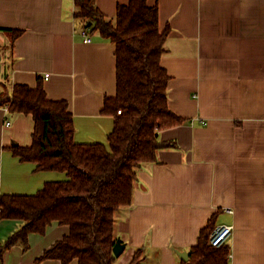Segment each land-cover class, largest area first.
Segmentation results:
<instances>
[{
    "label": "crops",
    "instance_id": "1",
    "mask_svg": "<svg viewBox=\"0 0 264 264\" xmlns=\"http://www.w3.org/2000/svg\"><path fill=\"white\" fill-rule=\"evenodd\" d=\"M129 2L96 5L115 22L118 6ZM149 5L159 8L161 31L171 29L162 56L169 107L188 122L160 132L179 149L160 150L158 161L139 170L133 204L117 223L126 245L117 264L140 249L138 264H180L178 252L189 251L217 213V226H233L231 264H264V0ZM76 11L74 0H0V29L24 31L13 46L0 32V78L33 89L42 79L50 100L69 103L76 142L107 144L114 118L103 110L117 94L116 46L99 32H88L86 42ZM34 131L32 115L0 107V194L35 195L68 179L13 154L14 145H32ZM22 227L0 221V246ZM68 234L54 221L44 235H29L27 250H0V264H61L37 260Z\"/></svg>",
    "mask_w": 264,
    "mask_h": 264
},
{
    "label": "trees",
    "instance_id": "2",
    "mask_svg": "<svg viewBox=\"0 0 264 264\" xmlns=\"http://www.w3.org/2000/svg\"><path fill=\"white\" fill-rule=\"evenodd\" d=\"M75 18L84 23L88 36L99 32L116 46L117 94L105 102L104 114L114 118L108 143L82 144L75 140V124L67 101L47 97L43 80L35 89L8 85L0 78V107L11 113L32 115L33 143L14 145L13 154L36 164L39 171L67 174L65 181L48 182L35 195L0 194V221L19 220L23 227L0 246L29 248V235H44L57 221L69 234L57 241L37 260L61 264H117L114 254L119 216L133 204L138 172L158 161V152L179 149L175 141L162 142L160 132L188 121L169 107L170 75L162 65L164 44L171 29H160L159 8L149 0H130L119 5L115 22L108 20L96 0H74ZM91 26L89 27V24ZM11 45L24 31L0 29ZM121 112V113H119ZM218 213L201 229L191 247L189 261L180 264H231L229 243L214 247L210 236L217 227ZM138 250L129 264H138Z\"/></svg>",
    "mask_w": 264,
    "mask_h": 264
},
{
    "label": "built area",
    "instance_id": "3",
    "mask_svg": "<svg viewBox=\"0 0 264 264\" xmlns=\"http://www.w3.org/2000/svg\"><path fill=\"white\" fill-rule=\"evenodd\" d=\"M83 35L85 36L86 42H91V38L88 36L86 31H83ZM46 78H49V75L46 76ZM121 113V112H119ZM11 123H7V125H10ZM233 233V226L231 225H219L215 228L213 233L210 236V243L214 247H221L228 243V240L230 236Z\"/></svg>",
    "mask_w": 264,
    "mask_h": 264
},
{
    "label": "water",
    "instance_id": "4",
    "mask_svg": "<svg viewBox=\"0 0 264 264\" xmlns=\"http://www.w3.org/2000/svg\"><path fill=\"white\" fill-rule=\"evenodd\" d=\"M90 26H91V23L89 24V27ZM125 248H126V245L123 244L121 240L119 239L114 247V254L116 255V257H120L125 251ZM192 252H193L192 250H189V251H184V252H178V254L182 261L187 262L189 261Z\"/></svg>",
    "mask_w": 264,
    "mask_h": 264
}]
</instances>
